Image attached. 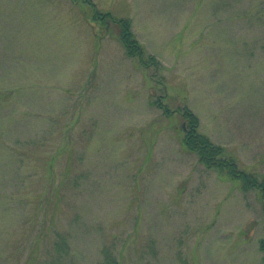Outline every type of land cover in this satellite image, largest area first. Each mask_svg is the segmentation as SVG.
I'll return each mask as SVG.
<instances>
[{
	"label": "rangeland",
	"instance_id": "374dc122",
	"mask_svg": "<svg viewBox=\"0 0 264 264\" xmlns=\"http://www.w3.org/2000/svg\"><path fill=\"white\" fill-rule=\"evenodd\" d=\"M92 2L159 67L89 3L0 0V264H264L260 190L206 168L182 115L264 181V0Z\"/></svg>",
	"mask_w": 264,
	"mask_h": 264
},
{
	"label": "trees",
	"instance_id": "16d2710c",
	"mask_svg": "<svg viewBox=\"0 0 264 264\" xmlns=\"http://www.w3.org/2000/svg\"><path fill=\"white\" fill-rule=\"evenodd\" d=\"M74 2L80 0H73ZM89 3L94 7V16L96 19L103 21H112L117 24L121 31V43L123 44L127 54L131 57H139L142 64L146 67L150 65L159 67V63L155 57L150 56L148 60L145 59V49L142 47L135 38V34L132 32L131 22L129 19H117L112 16L111 13H102L95 8L92 0H81ZM156 105L159 109L164 110V113L170 116L169 109L163 106L159 101ZM184 121L187 125L186 134L184 136V143L187 149L193 153H196L200 162L208 169H215L220 176H224L228 179H240L243 183V190L249 191L252 189H259L262 195L263 211H264V181H260L255 174L241 170L237 161L229 156L226 149L220 145L215 144L207 135L199 131V119L188 108L182 112ZM53 251L57 253V257L60 258V254L64 253L68 255L71 253V247L68 244L67 237L63 234H58L54 245ZM260 250L264 254V239L260 241ZM104 259L100 264H118V261L113 254L108 250H104ZM264 260V257H263Z\"/></svg>",
	"mask_w": 264,
	"mask_h": 264
},
{
	"label": "crops",
	"instance_id": "0c3cea01",
	"mask_svg": "<svg viewBox=\"0 0 264 264\" xmlns=\"http://www.w3.org/2000/svg\"><path fill=\"white\" fill-rule=\"evenodd\" d=\"M32 1V0H31ZM30 7L32 8V6L30 5ZM35 11V10H34ZM33 10L31 11V14H32Z\"/></svg>",
	"mask_w": 264,
	"mask_h": 264
}]
</instances>
